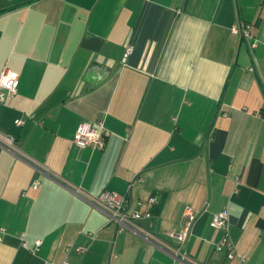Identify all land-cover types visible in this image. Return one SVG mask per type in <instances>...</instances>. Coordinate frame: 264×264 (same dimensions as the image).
<instances>
[{"label":"crops","instance_id":"obj_1","mask_svg":"<svg viewBox=\"0 0 264 264\" xmlns=\"http://www.w3.org/2000/svg\"><path fill=\"white\" fill-rule=\"evenodd\" d=\"M4 65L0 264H264V0H0ZM83 121L103 149L73 142ZM103 190L156 197L143 232L88 201Z\"/></svg>","mask_w":264,"mask_h":264},{"label":"built area","instance_id":"obj_2","mask_svg":"<svg viewBox=\"0 0 264 264\" xmlns=\"http://www.w3.org/2000/svg\"><path fill=\"white\" fill-rule=\"evenodd\" d=\"M231 31L239 33L243 38L249 41V45L254 47L256 40L250 31V27L246 23H239L232 26ZM131 46H127L125 49V55L131 52ZM19 74L15 70H12L8 66L4 65L0 70V107L5 105L7 101L15 95L18 85ZM15 124L21 125L22 119L14 120ZM105 136L101 131L100 127L93 125L90 122H81L74 134L73 142L79 147H92L94 149H103L105 145ZM0 147L15 149L13 144V137L7 134H0ZM38 182L35 181L33 186H37ZM88 201L95 206L103 210L108 220L114 221L117 224L118 230L123 229H135L143 232L135 226L134 221L148 218L151 215L152 207L157 203L155 196H149L146 200H138L135 206L129 210L130 201L125 194L118 193L113 190H103L95 196H87ZM197 219V212L186 208L183 214V221L180 231L176 234L179 244H184L192 233V228ZM209 225L213 228L222 230L223 234L218 242L215 244L217 251H223L227 258H232L236 255L235 248L228 238L227 226H228V214L225 209H222L212 214L209 221ZM3 232V229H0ZM1 239V236H0ZM41 240L35 241V250L38 249ZM77 252L81 253L85 250V247L78 245L76 247ZM178 253V252H177ZM244 254L238 255V258L244 260ZM44 264H51L45 262Z\"/></svg>","mask_w":264,"mask_h":264}]
</instances>
